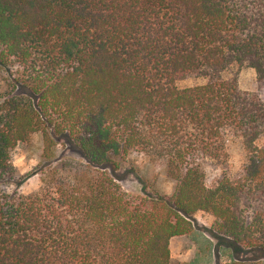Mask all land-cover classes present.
Returning <instances> with one entry per match:
<instances>
[{
    "label": "trees",
    "instance_id": "trees-1",
    "mask_svg": "<svg viewBox=\"0 0 264 264\" xmlns=\"http://www.w3.org/2000/svg\"><path fill=\"white\" fill-rule=\"evenodd\" d=\"M263 87L264 0H0V264H170L197 212L230 240L222 264H264ZM32 133L40 185L22 193L11 158ZM130 154L172 192L124 189Z\"/></svg>",
    "mask_w": 264,
    "mask_h": 264
},
{
    "label": "rangeland",
    "instance_id": "rangeland-1",
    "mask_svg": "<svg viewBox=\"0 0 264 264\" xmlns=\"http://www.w3.org/2000/svg\"><path fill=\"white\" fill-rule=\"evenodd\" d=\"M9 67V74H14V68ZM237 73L238 86L241 90L257 91L256 73L249 67L232 68L225 73L226 76ZM8 77V74L6 75ZM205 82L202 77H188L178 82L179 87L200 85ZM264 97V87L260 91ZM257 144L264 146V136ZM43 143L40 133H32L29 138L18 144L12 152V163L17 171L18 177L25 178L19 190L29 193L40 185L39 176L34 171L41 165V154ZM56 155L65 154L78 156L68 145L59 144L55 148ZM229 171L234 173L243 165V149L238 139H232L228 143ZM125 168L118 170L116 175L123 188L129 193L139 194L144 189L147 192H160L169 195L173 184L169 181L162 166L156 162L148 161L143 155L130 154L126 159ZM215 174L220 169H214ZM213 174H211L212 176ZM14 184L8 185L6 189L11 190ZM212 217L203 212H197L193 216L191 231L183 236H175L170 241V264H222L232 257L230 240L215 234L211 230ZM235 256L244 258L245 254L235 252Z\"/></svg>",
    "mask_w": 264,
    "mask_h": 264
}]
</instances>
